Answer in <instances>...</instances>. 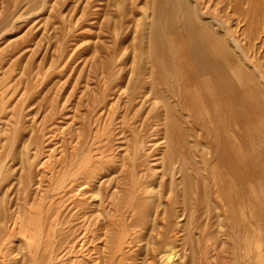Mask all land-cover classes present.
I'll list each match as a JSON object with an SVG mask.
<instances>
[{"label": "rangeland", "instance_id": "obj_1", "mask_svg": "<svg viewBox=\"0 0 264 264\" xmlns=\"http://www.w3.org/2000/svg\"><path fill=\"white\" fill-rule=\"evenodd\" d=\"M174 262L264 264V0H0V264Z\"/></svg>", "mask_w": 264, "mask_h": 264}, {"label": "bare ground", "instance_id": "obj_2", "mask_svg": "<svg viewBox=\"0 0 264 264\" xmlns=\"http://www.w3.org/2000/svg\"><path fill=\"white\" fill-rule=\"evenodd\" d=\"M193 55V54H192ZM163 57V56H162ZM203 66V65H202ZM168 252H165V255L167 254ZM171 252H169L167 255H166V259L168 260V259H170V256L169 255H171L170 254ZM168 263V262H167ZM166 263V264H167ZM173 264V263H172ZM174 264H178L177 262H174Z\"/></svg>", "mask_w": 264, "mask_h": 264}]
</instances>
